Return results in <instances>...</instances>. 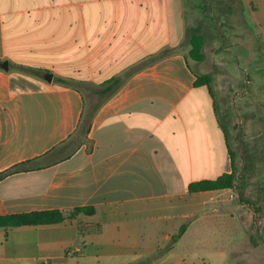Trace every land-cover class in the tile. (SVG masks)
<instances>
[{
	"label": "crops",
	"instance_id": "obj_1",
	"mask_svg": "<svg viewBox=\"0 0 264 264\" xmlns=\"http://www.w3.org/2000/svg\"><path fill=\"white\" fill-rule=\"evenodd\" d=\"M197 5L0 0V174L32 160L29 166H38L0 180V216L95 210L55 224L0 227V264L258 262V248L249 254L244 246L243 151L234 152L228 113L218 109L211 84L195 85L200 73L181 49ZM143 62L87 110L80 86L103 84ZM21 68L39 71L29 70L41 85L16 88ZM263 123L256 122L262 134L252 149L251 182L259 191ZM83 127L88 141L75 146ZM235 170L233 189L188 190Z\"/></svg>",
	"mask_w": 264,
	"mask_h": 264
},
{
	"label": "rangeland",
	"instance_id": "obj_2",
	"mask_svg": "<svg viewBox=\"0 0 264 264\" xmlns=\"http://www.w3.org/2000/svg\"><path fill=\"white\" fill-rule=\"evenodd\" d=\"M196 1L197 7L188 9V36L195 33L204 36L205 59L196 62L191 58L188 52V48H191L189 38L181 49L186 52L191 67L199 75L211 76L210 86L217 107L228 113L232 148L238 154L240 149L243 151L245 167H238L237 171L242 174L243 181L239 186L240 200L245 203V209H249V214L245 216V253L251 254L253 249L258 248V262L254 264H264V191H259L257 185L251 182L255 173L252 171L253 142L261 136L259 125L264 121L258 118L264 116V30L260 22L261 15L264 16V5L261 0ZM144 63L119 71L114 78L123 80ZM116 64L119 68L121 63ZM18 71L14 79L16 88L41 85V75L33 76L29 70L22 68ZM116 86L115 81L80 86L85 94L87 110L93 111ZM254 118H257L256 121ZM231 122L236 124L235 127ZM84 128L75 135L72 141L75 146L88 141Z\"/></svg>",
	"mask_w": 264,
	"mask_h": 264
},
{
	"label": "trees",
	"instance_id": "obj_3",
	"mask_svg": "<svg viewBox=\"0 0 264 264\" xmlns=\"http://www.w3.org/2000/svg\"><path fill=\"white\" fill-rule=\"evenodd\" d=\"M189 43L191 45V50H190L191 58L196 62L204 61L205 59V55L203 53V48L205 44L204 36L199 33L191 34V36L189 37ZM165 55L166 54H163V56ZM28 70H30L34 74H37V75L40 74L39 71H36L33 69H28ZM126 78L123 80L112 78L108 80L107 82H105V83H110V82L115 81L117 84L116 88L112 90L109 96H111L121 87V85L124 83ZM210 84H211V76L209 75H198L197 76V80L195 82L196 86H202V85L209 86ZM98 106L95 107L93 111L96 110ZM34 162L35 160L28 161V162L17 165L15 168L7 172L1 173L0 180L6 177L8 174L15 172V171L17 172V171H24V170L38 168L37 165L29 166L30 164ZM236 185H237V181H236V170H235L231 174H225L217 178L216 180H207V181L192 183L189 185L188 190L191 193H197V192H204V191H211V190L233 189L236 187ZM241 198H242V195L240 194V199ZM94 212L95 210L93 207H83V208H77V209L68 210V211L48 210V211H40V212H32V213H24V214L2 215L0 216V227H5V228L12 227L13 228V227L55 224V223L63 222L64 220H66L72 215L74 216L79 213H85L87 215H92L94 214ZM184 231H185V227L181 229L179 236L175 237V240L178 237H180Z\"/></svg>",
	"mask_w": 264,
	"mask_h": 264
},
{
	"label": "water",
	"instance_id": "obj_4",
	"mask_svg": "<svg viewBox=\"0 0 264 264\" xmlns=\"http://www.w3.org/2000/svg\"><path fill=\"white\" fill-rule=\"evenodd\" d=\"M1 68H3L5 71H7V70L9 69V64H8V62H3L2 65H1ZM45 79H46L48 82H52V80H53V75H52V74H48V76H46Z\"/></svg>",
	"mask_w": 264,
	"mask_h": 264
},
{
	"label": "built area",
	"instance_id": "obj_5",
	"mask_svg": "<svg viewBox=\"0 0 264 264\" xmlns=\"http://www.w3.org/2000/svg\"><path fill=\"white\" fill-rule=\"evenodd\" d=\"M57 264H59V263H57Z\"/></svg>",
	"mask_w": 264,
	"mask_h": 264
}]
</instances>
